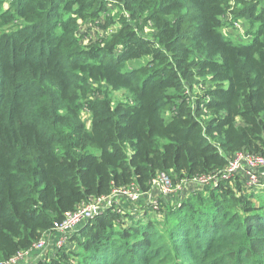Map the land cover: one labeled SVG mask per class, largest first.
<instances>
[{"label":"trees","instance_id":"trees-1","mask_svg":"<svg viewBox=\"0 0 264 264\" xmlns=\"http://www.w3.org/2000/svg\"><path fill=\"white\" fill-rule=\"evenodd\" d=\"M109 3L119 27L83 46L77 24ZM227 14L258 24L247 43L222 35ZM103 87L128 99H87V127L80 95ZM240 151L264 157L259 4L0 0V263L116 190L148 193L159 173L173 185L222 173ZM230 181L181 204L159 199L164 234L145 223L149 206L135 221L111 206L37 264H264V199Z\"/></svg>","mask_w":264,"mask_h":264},{"label":"rangeland","instance_id":"rangeland-1","mask_svg":"<svg viewBox=\"0 0 264 264\" xmlns=\"http://www.w3.org/2000/svg\"><path fill=\"white\" fill-rule=\"evenodd\" d=\"M248 1L249 3H253L254 5L259 4V7L261 6L264 8V0H245ZM108 12L105 14H100L98 18L95 20H86V21H80L77 24V34L81 39V43L83 46L88 47V46H93L95 42H98L100 40L101 36H103L105 33L109 32L110 29L114 30L117 27H119V23L117 22L118 16L120 13L116 10L114 6H112L110 3L106 5ZM235 7V6H234ZM259 11V8H257L256 12ZM112 15V21L110 18H108L109 14ZM232 14H227V16L223 19L222 23V28H221V33L224 37L228 38L234 43H247L252 37V34L254 33L257 23L251 22L248 19L245 18H239L238 20H235L232 18ZM111 21V22H110ZM148 34H151V32H148ZM141 64V62H132L130 66H136ZM96 85L89 84L87 86V89L89 91H96L97 90ZM103 93H96V96H93L92 94L88 93L86 95L81 94V100L80 104L84 105L81 108L80 111V120L82 123H84L87 127L90 125V112L86 110V101L87 99L93 98H104L107 96L109 99L113 101V103L117 102H124L126 99H128L127 94L124 91H111V90H105L104 87L101 89ZM170 184L173 185L171 179L168 177ZM226 179H231L230 184L231 187H233L236 184L244 185L242 187V193L240 195H245V193H248L249 190L252 192L249 193L253 195L251 198L253 201H255L257 204L260 202V199H264V167L260 168L258 171L257 175V181L255 184L250 183L249 177L246 175L245 171H240L237 174H235L231 178H226ZM225 180V179H222ZM213 181V180H212ZM167 183V180L164 182V184L159 180V178L155 182V187H159L158 185H161L159 188L161 191H164L163 189L166 188L165 184ZM163 184V185H162ZM178 187L180 188V191H176L178 189H175L173 187L169 188V191L164 193H158L156 188H152V196L154 194V202L158 204L159 199H163V203L166 205L164 206L167 207L169 205H174V204H181L183 203V200L186 201L188 197H190L191 194L195 193V191H202L205 188L209 187V182L207 185H204V183H201L200 180L197 181H181L177 183ZM216 184H213V186ZM174 186V185H173ZM251 188V189H250ZM247 189V190H246ZM152 197H148L147 195L145 196H140L136 200V205H141V207H145L146 205L151 206L150 203ZM161 201V200H160ZM121 202V203H120ZM169 202V203H168ZM119 203L122 206H126L131 204V202H128L126 199L124 201H119ZM118 207L120 205L117 203ZM147 206V207H148ZM163 208V209H164ZM226 210H232L233 208L231 206H228L225 208ZM155 214L150 218H148V221L145 223H150V225L156 229V231H159L161 233H165L166 227L164 225H161L162 219H163V213L158 212V210L153 209ZM171 225V222H169L168 227ZM70 248L72 245L69 246ZM55 247L52 246H46L43 250H37L41 254H43L44 258L47 256H52L54 253ZM75 249V247H74ZM37 253V254H39ZM36 254V255H37ZM21 257V256H20ZM19 257V258H20ZM19 258L16 261V264L19 260ZM19 264V263H18ZM31 264H37V263H31Z\"/></svg>","mask_w":264,"mask_h":264},{"label":"built area","instance_id":"built-area-1","mask_svg":"<svg viewBox=\"0 0 264 264\" xmlns=\"http://www.w3.org/2000/svg\"><path fill=\"white\" fill-rule=\"evenodd\" d=\"M262 167H264L263 156L246 151H240L231 158L228 167L222 173L213 174L208 177H201L198 179H194L193 181L200 180V182L204 183V185H207V183L209 182V187H212L213 184H217L222 179L228 180L226 178H231V176L233 177L238 172L245 171L246 175L249 177L250 183L255 184L256 182H258V171ZM158 178L163 184L167 180V183L165 184L166 188L163 189L164 191H161V189L159 188L161 185H158L159 187H155V182ZM153 187L156 188L158 193L164 194L168 192L169 188L171 187L178 189L176 191H180L178 185L173 186L172 184H170L168 177L164 173H159L157 177L152 181V188ZM152 193V189L148 193H140L137 188L132 185L129 188L116 190L110 197L98 200L90 205L80 208L74 213L66 214L64 221L54 232L57 235L53 242V246L55 247V249L63 247L66 244L69 235L72 234L79 225L87 222L89 219L95 217L96 215L101 214L102 211H104L105 209H109L111 206H113V209H117V212L120 213L121 211L117 205V203L119 204V202H117L116 200L117 198H119V201H124V199H126L128 202H131V204H136V200L140 196L147 195L148 197H152L151 200H153L150 202L153 204H150L151 206L149 207L156 210L158 208V204L154 202V194L152 196ZM48 242L49 241L46 240L45 237L44 239L36 243L31 250H43L49 244ZM18 258H13L8 262L0 264H16Z\"/></svg>","mask_w":264,"mask_h":264},{"label":"crops","instance_id":"crops-1","mask_svg":"<svg viewBox=\"0 0 264 264\" xmlns=\"http://www.w3.org/2000/svg\"><path fill=\"white\" fill-rule=\"evenodd\" d=\"M121 203V202H120ZM119 203L120 205V209L126 211V215H127V221H135V219H141L143 217V214L144 212L146 211V205L145 208L141 205H136V204H129V205H126V206H122L121 204ZM145 210V211H144ZM56 233H50L46 236V240H48L49 244L47 246H52L53 245V242L56 238ZM41 252V251H39ZM38 251H35V250H30L29 252L27 253H24L21 255V257L19 258L17 264H31V263H37L38 261L44 259V256L43 254H41L40 256V253ZM39 253V254H37ZM37 254V255H36Z\"/></svg>","mask_w":264,"mask_h":264}]
</instances>
